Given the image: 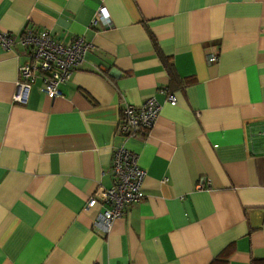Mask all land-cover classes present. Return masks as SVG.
<instances>
[{"label":"crops","instance_id":"1","mask_svg":"<svg viewBox=\"0 0 264 264\" xmlns=\"http://www.w3.org/2000/svg\"><path fill=\"white\" fill-rule=\"evenodd\" d=\"M99 5L108 27L89 26ZM27 26L93 48L22 104L25 58L0 47V264H264V0H0V31ZM151 97L154 125L124 141L120 109ZM118 146L144 198L104 235L86 203Z\"/></svg>","mask_w":264,"mask_h":264},{"label":"built area","instance_id":"2","mask_svg":"<svg viewBox=\"0 0 264 264\" xmlns=\"http://www.w3.org/2000/svg\"><path fill=\"white\" fill-rule=\"evenodd\" d=\"M110 24L108 10L104 5H99L89 26L105 28ZM15 44L20 46L19 54L25 61L19 66L16 90L12 98L14 102L22 104L25 103L30 86L36 78L41 81L40 91L44 96L54 99L60 95V85L70 79L84 61L85 54L93 48L82 36L65 42L47 30H36L30 26L25 27L18 35L0 31V47L3 50H10ZM206 60L208 63H215L218 58L208 53ZM166 101L174 104L175 99L172 94H166ZM159 112L160 104L153 97L137 106L126 103L120 109L116 134L124 141L145 135L154 125ZM110 173V186L99 187L94 193L95 196L86 203L87 207H93L97 203L105 206L94 221V225L104 235L127 207L144 198L142 183L145 172L138 166L136 155L132 151L124 146L114 147ZM206 185V179L202 177L196 188Z\"/></svg>","mask_w":264,"mask_h":264}]
</instances>
